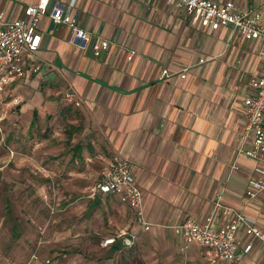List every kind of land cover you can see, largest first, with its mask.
Returning <instances> with one entry per match:
<instances>
[{
    "label": "crops",
    "instance_id": "0c3cea01",
    "mask_svg": "<svg viewBox=\"0 0 264 264\" xmlns=\"http://www.w3.org/2000/svg\"><path fill=\"white\" fill-rule=\"evenodd\" d=\"M57 1L72 0H50L47 12ZM211 1L249 5L260 12L264 24V0ZM36 2L0 0V14L5 20L21 19L24 8ZM74 2L79 26L93 39L108 41L109 51L95 58L90 49L71 47L67 28L44 16L37 23L41 44L25 55V65L38 66L39 74L26 75L8 87L4 101L45 73L55 77L57 87L74 91L92 130L107 140L109 151L129 160L141 189L150 227L143 231L133 220L134 230H126L130 238L122 240L123 247L134 243L135 227L151 233L153 223H158L170 229L178 250L172 227L186 218L202 222L219 197L223 205L259 219L257 227L264 233V207L254 206L253 214L246 211L251 207L243 208L248 202L261 204L264 191L246 198L256 163L239 151L250 147V141H241L242 101L264 68L258 55L261 43L243 40L228 28L213 31L193 24L184 10L165 0ZM253 54L258 61H252ZM163 70L168 78H160ZM183 72L185 77L180 78ZM244 73L252 76L243 81ZM259 164L264 166V157ZM102 197L118 201L116 196ZM237 237L243 260L259 242L243 231ZM248 245L251 248L245 252ZM262 246L257 264L264 258ZM193 248L208 255L197 246L178 253L184 256Z\"/></svg>",
    "mask_w": 264,
    "mask_h": 264
},
{
    "label": "rangeland",
    "instance_id": "374dc122",
    "mask_svg": "<svg viewBox=\"0 0 264 264\" xmlns=\"http://www.w3.org/2000/svg\"><path fill=\"white\" fill-rule=\"evenodd\" d=\"M71 92L73 101L65 98ZM12 99L0 103V264H210L199 248L179 254L170 229L158 223L151 233L135 227L134 243L110 255L104 240L134 230L135 219L119 201L99 195L95 204L92 183L115 156L107 140L92 130L74 91L57 87L52 74ZM260 202L243 208L253 214L254 206L263 209ZM261 244L238 264L260 262Z\"/></svg>",
    "mask_w": 264,
    "mask_h": 264
},
{
    "label": "built area",
    "instance_id": "2783aa9c",
    "mask_svg": "<svg viewBox=\"0 0 264 264\" xmlns=\"http://www.w3.org/2000/svg\"><path fill=\"white\" fill-rule=\"evenodd\" d=\"M165 1L177 10H184L193 24L213 31L228 28L243 40L260 42L258 55L264 61V24L258 10L243 3L221 5L211 0ZM49 2L50 0H37L35 4L24 8L21 19L13 21L3 19L0 14V102L4 101V93L8 87L38 70L34 65H25V55L37 51L41 44L37 23L44 16L55 25L65 26L68 30V44L79 51L90 49L93 57L99 58L111 47L108 41L93 39L79 26V13L74 0L67 4L57 1L50 12H47ZM127 58L130 60L131 57ZM168 77V72L163 70L160 78ZM184 77L183 72L180 78ZM251 82L252 92L242 101L244 123L241 133V141H250V147L239 150L242 155L256 163L253 177L249 179L245 191L249 200L264 191V166L259 164L264 157V68L261 75ZM65 98L73 101L72 92L66 93ZM11 103L17 105L19 102L13 98ZM92 193L116 196L132 212L138 226L144 231L149 230L150 226L143 213L141 189L134 180L129 160L119 155L109 159L100 171ZM172 231L181 253L186 252L190 246L203 248L210 256V264H237L241 261L242 253L238 252L240 242L237 237L240 231L264 245V233L257 227L256 220L223 205L220 197L202 222L186 218L172 227ZM127 235V231L123 230L116 238L106 239L104 243L113 244L116 239L126 238ZM250 248L248 245L245 252ZM261 264H264V258Z\"/></svg>",
    "mask_w": 264,
    "mask_h": 264
},
{
    "label": "trees",
    "instance_id": "16d2710c",
    "mask_svg": "<svg viewBox=\"0 0 264 264\" xmlns=\"http://www.w3.org/2000/svg\"><path fill=\"white\" fill-rule=\"evenodd\" d=\"M105 197V196H104ZM6 203H7V208H8V211H9V203H8V200H6ZM97 203H100V201H99V198H96V201H95V204H97ZM90 211V210H89ZM127 238H130L129 236H126ZM122 240L123 239H118V241L117 240H115V242L111 245V248H110V255L112 254V253H114V252H117V251H120L122 248H123V246H124V244L122 243ZM108 259H110V256L108 257Z\"/></svg>",
    "mask_w": 264,
    "mask_h": 264
},
{
    "label": "water",
    "instance_id": "95a60500",
    "mask_svg": "<svg viewBox=\"0 0 264 264\" xmlns=\"http://www.w3.org/2000/svg\"><path fill=\"white\" fill-rule=\"evenodd\" d=\"M127 245L130 243V241L129 240H127V239H125V241H124Z\"/></svg>",
    "mask_w": 264,
    "mask_h": 264
}]
</instances>
